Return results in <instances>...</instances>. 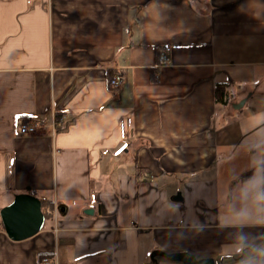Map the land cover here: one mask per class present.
<instances>
[{
	"label": "crops",
	"instance_id": "0c3cea01",
	"mask_svg": "<svg viewBox=\"0 0 264 264\" xmlns=\"http://www.w3.org/2000/svg\"><path fill=\"white\" fill-rule=\"evenodd\" d=\"M261 183L264 0H0V209L53 202L0 264H264Z\"/></svg>",
	"mask_w": 264,
	"mask_h": 264
},
{
	"label": "water",
	"instance_id": "95a60500",
	"mask_svg": "<svg viewBox=\"0 0 264 264\" xmlns=\"http://www.w3.org/2000/svg\"><path fill=\"white\" fill-rule=\"evenodd\" d=\"M244 100L234 104V109H240L244 105ZM173 200L180 201L176 197ZM0 223L5 235L14 242L32 238L42 231L45 218L41 211V203L38 198L29 193L16 194L12 201L0 209ZM163 257L171 262L181 264H214L212 259L197 261L196 258L187 252L167 254L162 251H155L151 258Z\"/></svg>",
	"mask_w": 264,
	"mask_h": 264
},
{
	"label": "trees",
	"instance_id": "16d2710c",
	"mask_svg": "<svg viewBox=\"0 0 264 264\" xmlns=\"http://www.w3.org/2000/svg\"><path fill=\"white\" fill-rule=\"evenodd\" d=\"M164 49V46H155V52H156V57L159 58V54L161 52V50ZM115 76L114 73L109 72L107 74V83L108 86L110 84V80ZM152 81H155V79L152 77L151 78ZM227 96V92H226V86L223 84H215L214 85V99H215V103L216 104H224L225 103V98ZM56 120L59 121L60 120V116L57 115L56 116ZM26 121V120H25ZM148 174V171L144 170V169H140L137 168L135 170V175L138 178L139 176L141 177L142 175ZM29 194H32L34 196H36L38 198V200L41 203V211L42 214L45 218L46 222H51L53 219V202L50 199H47L45 197H40L37 196L36 194H34L33 192H29ZM0 229L3 230V227L0 223ZM52 254L50 253H42L38 256V261L42 262L43 259H49L51 257Z\"/></svg>",
	"mask_w": 264,
	"mask_h": 264
},
{
	"label": "built area",
	"instance_id": "2783aa9c",
	"mask_svg": "<svg viewBox=\"0 0 264 264\" xmlns=\"http://www.w3.org/2000/svg\"><path fill=\"white\" fill-rule=\"evenodd\" d=\"M160 61H161V64H167V58L161 54L160 55ZM120 82H121V79H120V76L119 75H115L111 80H110V87L111 89H117L119 86H120ZM58 125V121H52V123L48 126H42L36 122H31V123H26V124H21L18 126V132L20 135H23V136H32V135H35L37 134L40 130H46V128H51L52 130H55V128L57 127ZM48 128V129H49ZM51 263V260L50 259H43L42 260V264H50Z\"/></svg>",
	"mask_w": 264,
	"mask_h": 264
},
{
	"label": "clouds",
	"instance_id": "9594fccd",
	"mask_svg": "<svg viewBox=\"0 0 264 264\" xmlns=\"http://www.w3.org/2000/svg\"><path fill=\"white\" fill-rule=\"evenodd\" d=\"M255 199L257 200L258 203L264 204V183H261L256 194H255ZM241 242L243 244H247L248 240L246 236L241 237ZM256 253L260 257H264V246H260L255 249Z\"/></svg>",
	"mask_w": 264,
	"mask_h": 264
},
{
	"label": "rangeland",
	"instance_id": "374dc122",
	"mask_svg": "<svg viewBox=\"0 0 264 264\" xmlns=\"http://www.w3.org/2000/svg\"><path fill=\"white\" fill-rule=\"evenodd\" d=\"M157 260H158V262H159V261H164V258L159 257V258H157ZM165 261H166V260H165Z\"/></svg>",
	"mask_w": 264,
	"mask_h": 264
}]
</instances>
